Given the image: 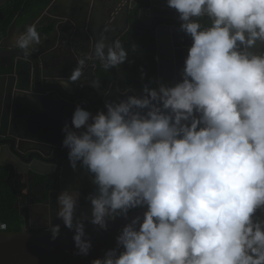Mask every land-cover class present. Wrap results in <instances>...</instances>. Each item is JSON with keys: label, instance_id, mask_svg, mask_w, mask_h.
<instances>
[{"label": "clouds", "instance_id": "1", "mask_svg": "<svg viewBox=\"0 0 264 264\" xmlns=\"http://www.w3.org/2000/svg\"><path fill=\"white\" fill-rule=\"evenodd\" d=\"M165 3L191 38L180 80H151L95 114L76 107L62 144L95 185L91 218L77 216L78 190L58 195L56 217L88 256L86 222L106 231L144 210L91 264H264V0ZM106 40L78 59L69 82L93 59L105 71L128 61L119 39ZM41 42L35 24L13 38L25 53ZM47 226L58 239L60 225L49 217Z\"/></svg>", "mask_w": 264, "mask_h": 264}, {"label": "water", "instance_id": "2", "mask_svg": "<svg viewBox=\"0 0 264 264\" xmlns=\"http://www.w3.org/2000/svg\"><path fill=\"white\" fill-rule=\"evenodd\" d=\"M100 3L104 6L106 12L97 10V6ZM58 5V0H56L48 7L42 17V19L46 20V24L42 28L37 29L42 40L41 51L31 50L28 53L16 51L13 53L16 47L8 45L15 37V32L26 30L24 24L17 27V21L25 10L27 3L23 6L22 11L17 14L9 29L7 38L1 41L7 43L0 45L1 66L12 69L10 77L15 81L17 87L36 88L38 85L44 84L46 79L52 81V79L60 76L62 80H54V83L58 85L57 90L63 94L64 98H67L66 94L71 93V83L68 81V77L73 71L72 65L68 64L67 60H63V64L59 63V66L53 62V54L57 49H62L65 54L69 52L70 44L68 41H64V43L60 41L57 44L52 38L59 31H62L65 35L74 34L76 58H82L90 51L92 44L100 39L101 35L107 38L106 43L111 44L117 39L120 40L127 30L134 27L144 30H156V60L161 82L165 85H171L170 81L174 82L176 74H174V67H170L169 61L173 62L175 58L179 61H177V68L178 76L180 77V72L184 67V60L188 54V48L191 46V38L179 31L180 22L177 13L166 6L165 0H94L92 8L88 3L85 8L81 9H76L74 3L67 6L63 2L60 9ZM158 23H161V25L159 26ZM207 23H209L208 20L203 24ZM149 24L154 25L146 28L145 26H149ZM15 54L25 56L26 60L21 58L14 59ZM7 60L10 63L9 66L5 64ZM95 61L100 63L98 60ZM89 66L96 68L94 65ZM96 71L98 70L96 69ZM0 90H4V87L1 86ZM82 96H85L83 90L79 92L77 97L70 98L75 103L68 104L59 97L58 100H55L56 96L51 95L47 96L48 98L45 97L47 100L38 97L29 101L28 104L36 108L33 112H37L43 107H50L57 111L56 120L51 118L54 133L47 140H41L40 137L37 139L36 137L28 136L27 133L25 134L26 127L21 129L14 127L17 134L12 136L11 142L4 146V141H0L2 145L0 147V165L8 164L3 159L2 153L5 151L17 159H22V162H24L16 161L13 166L23 167L26 168V171L45 176L49 173L47 171L48 166L51 163H55L58 157L63 161L56 162L63 191H66L64 185L69 182V179L75 178L80 173L85 176V181L90 182L91 178L83 168L78 167L74 171L70 166L68 150L62 144L64 139L62 129L66 123L70 124L77 106H85L95 114L96 111L103 109L105 102H108L110 96L108 95L104 98L102 105H97L96 101L89 103ZM125 98L126 96L123 95L120 97V99ZM67 106L68 108L65 109ZM36 130L37 133H40L43 128L38 127ZM36 130L34 129L33 131L36 132ZM27 154L29 159H25ZM33 156H36L38 160L31 161ZM51 157L54 160H50L49 158ZM16 172H20L19 169H16ZM16 208H18V205ZM143 211L141 209L133 210L130 212L128 219L118 217L110 220L106 231L86 223L85 231L91 239L93 247L88 256H80L76 254L77 249L73 241V231L61 228L59 238L53 240L51 233L47 231V225L43 226L45 229L42 231L33 229L30 221L34 222V218L45 217L48 213L47 208L44 210L22 208L20 209V215L24 219L22 231L0 232V264H91L94 259L103 258L108 250L116 247V238L122 228L136 215H142ZM259 216L264 219V212H260ZM35 225L39 226L38 224ZM53 225L60 224L53 223Z\"/></svg>", "mask_w": 264, "mask_h": 264}, {"label": "flooded vegetation", "instance_id": "3", "mask_svg": "<svg viewBox=\"0 0 264 264\" xmlns=\"http://www.w3.org/2000/svg\"><path fill=\"white\" fill-rule=\"evenodd\" d=\"M19 0H0V45H3L6 42H1L3 39L7 38L9 29L13 22L15 21L17 14L22 11L23 6L27 3L25 10L22 12L21 17H19L17 21V27L21 25H25L26 28L29 25L35 24L37 29L42 28L46 24V20L42 19L45 11L48 7L56 0H52L49 6L41 11L38 15L29 17L27 14L32 10L34 6L33 0H24V3L21 6L20 10H15ZM90 1V0H89ZM65 2L67 6L72 5V2L75 5V8L78 9V1L77 0H58V8L60 9L61 4ZM77 3V6H76ZM90 4V2H89ZM92 8V7H91ZM165 12V11H164ZM13 15V21L9 23V25L3 29V21L5 20V16L8 14ZM207 18H202L201 23H206ZM155 24V23H154ZM154 24H149L147 27H152ZM208 24V23H207ZM160 26L161 23H158ZM167 25V24H166ZM131 30L139 33L140 36H145L147 34H153L156 40V30H144L137 27L131 28L126 31L125 35L129 33ZM47 32V30H45ZM22 32V31H21ZM51 32V31H49ZM20 32H15V36ZM124 35V36H125ZM122 36L120 38L123 39ZM57 44L61 41L69 42V52L65 54L62 49H57L53 54V62L59 66V63H62L63 60H67L68 64L72 65V69L76 67V62L80 58H76V44L74 41V34L65 35L62 31H59L55 36L52 37ZM67 42V43H68ZM7 44V43H6ZM10 46H14L13 39L8 43ZM41 44L34 47L32 50L41 51ZM1 49V48H0ZM23 50L16 47L15 51ZM157 53V47H156ZM157 57V56H156ZM15 58L25 59L26 57L23 55H14ZM177 59L169 61L170 67H174V74H176L174 78V82L170 81L171 85H174L180 78L178 76V68H177ZM157 62V60H156ZM179 62V61H178ZM6 66H9V61H5ZM63 64V63H62ZM61 64V65H62ZM88 65H94L96 68H91L90 66L85 70V76L83 77L81 82L71 83V93L66 94L65 96L68 98H64L63 94L57 90L58 85L54 83L55 81L62 80L60 76L52 79V81L46 79L45 83L42 85H38L36 88H20L17 87L15 81H13L12 77V69L10 67L3 68L1 66L0 60V87H4V90H0V141H4V146L7 143L11 142L12 136L17 134L16 128H24L26 127L25 134L27 133L30 137H36L41 140H47L53 131V120H56V110L50 107L40 108L37 112H33L34 109L31 104H28L29 101L34 100L35 98H43V100H47L45 97L47 96H56L55 100H58V97L61 98L66 104L75 103L70 98L77 97L81 90L84 91V95L82 96L89 103L96 101L97 105H102L103 100L106 96H110L109 101H118L122 95L128 91V95L139 94L141 91L140 88H137L133 79L124 74L119 70V67L112 68L108 71H105L100 63L92 60V62H88ZM96 69L98 71H96ZM168 75V74H167ZM166 75V76H167ZM157 81L160 83L161 80L159 78L158 65H157ZM96 81L99 84L98 88L93 87V82ZM133 82V83H132ZM169 85V86H171ZM94 88V89H93ZM124 96V95H123ZM48 98V97H47ZM42 106V105H41ZM83 107V106H82ZM65 107V109H67ZM85 110L91 112L87 107H83ZM97 112V111H96ZM67 113V112H66ZM92 113V112H91ZM56 124V123H55ZM34 126V127H33ZM42 127L43 130H40V133H37L36 128ZM36 130L34 132L33 130ZM0 147L2 145L0 144ZM50 152V151H49ZM4 161L8 162L7 165H0V175H2L1 181L4 182L5 188L12 191V195L16 199V203L14 205L15 211H17L20 215V209H28L33 210L34 208H39L40 210L48 209L47 215L40 218H34V222L30 221L33 229L42 231L44 225H47L49 217L52 218V223H59L61 228H65L62 220L56 217L57 213V197L63 192L61 189V178L60 173L57 172L58 165L57 161H62L57 157V161L55 163H51L48 166L47 171L49 172L45 176H40L32 173L31 171H26V168H18L13 166V163L16 161L22 162V159H17L11 154L7 152H3ZM25 159H29L28 154L25 155ZM50 160H54L53 157L49 158ZM38 158L33 156L31 161H37ZM63 162V161H62ZM20 165V164H19ZM26 165V164H24ZM16 169H19L20 172H16ZM1 177V176H0ZM85 176L83 174L76 175L75 178L69 179V182L64 185L66 190H78L80 192L79 206L77 208V216L87 215L91 218V205L87 200V197L95 191V185L90 182L84 180ZM18 205V208L16 206ZM138 210V209H136ZM44 215V214H43ZM21 217V215H20ZM22 218V217H21ZM23 219V218H22ZM87 223V222H86ZM38 224L39 226H36ZM23 227H24V219H23ZM22 227V228H23Z\"/></svg>", "mask_w": 264, "mask_h": 264}, {"label": "trees", "instance_id": "4", "mask_svg": "<svg viewBox=\"0 0 264 264\" xmlns=\"http://www.w3.org/2000/svg\"><path fill=\"white\" fill-rule=\"evenodd\" d=\"M34 6L27 14L29 17L38 15L46 9L52 0H33ZM24 0H19L15 10H20ZM13 21V15L10 13L5 16L3 21V29ZM121 44L128 52V61L120 65L119 70L132 78L137 88L142 89L143 84L157 78V62H156V40L153 34L140 36L134 30L127 33ZM147 73L145 79H141V70ZM157 81V80H156ZM133 83V82H132ZM156 87L157 84H153ZM0 221L7 224V232H20L23 227V219L19 213L15 211L16 199L12 195L10 189H6L4 182L1 181L0 175ZM66 228V227H65Z\"/></svg>", "mask_w": 264, "mask_h": 264}, {"label": "crops", "instance_id": "5", "mask_svg": "<svg viewBox=\"0 0 264 264\" xmlns=\"http://www.w3.org/2000/svg\"><path fill=\"white\" fill-rule=\"evenodd\" d=\"M78 2V8H85V6L90 2V5L91 7H93V4H94V0H77ZM73 3V2H72ZM77 3H76V6H77ZM97 10L99 12H106V10L104 9V6H102V4L100 3L98 6H97Z\"/></svg>", "mask_w": 264, "mask_h": 264}, {"label": "built area", "instance_id": "6", "mask_svg": "<svg viewBox=\"0 0 264 264\" xmlns=\"http://www.w3.org/2000/svg\"><path fill=\"white\" fill-rule=\"evenodd\" d=\"M7 231V224L0 221V232H6Z\"/></svg>", "mask_w": 264, "mask_h": 264}]
</instances>
